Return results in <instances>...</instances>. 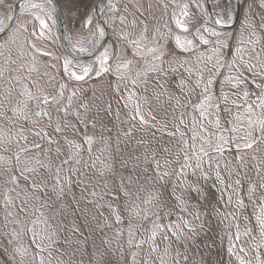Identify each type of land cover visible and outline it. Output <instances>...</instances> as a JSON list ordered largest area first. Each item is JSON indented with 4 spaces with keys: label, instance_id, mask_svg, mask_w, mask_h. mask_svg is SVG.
<instances>
[{
    "label": "rangeland",
    "instance_id": "rangeland-1",
    "mask_svg": "<svg viewBox=\"0 0 264 264\" xmlns=\"http://www.w3.org/2000/svg\"><path fill=\"white\" fill-rule=\"evenodd\" d=\"M18 1L0 0V21ZM96 1L56 0L75 52L97 45ZM209 2L217 21L233 9L232 0ZM240 2L236 27L223 31L206 21L200 0H111L102 14L107 44L86 61L64 52L50 4L34 0L21 8L0 39V264L264 262L256 219L264 204V137L254 131L258 143L245 149L239 139L244 133L228 131L237 113L233 101L242 115H249L247 104L252 119L264 115L257 100L264 95V0ZM177 36L192 45L180 48ZM150 47L158 52L148 53ZM105 52L107 71L100 64ZM161 53L163 61L153 59ZM217 60L223 65L218 70ZM249 64L256 65L252 72ZM153 65L157 71L149 70ZM201 75L204 83L212 77L211 102L219 104L210 120L218 116L220 127L203 121L208 133L217 134L211 147L204 145L212 166L204 157L200 169L185 168L180 176L187 148L182 140L191 145L193 131L207 135L193 108L202 101ZM237 75L243 82L233 87L229 77ZM224 94L227 102L220 99ZM44 97L51 99L45 104ZM220 133L227 143L219 141ZM201 143L195 141L197 151ZM218 143L220 153L213 151ZM77 151L80 163L63 165L58 184L56 168ZM165 171L169 175L161 178ZM156 225L162 228L153 241Z\"/></svg>",
    "mask_w": 264,
    "mask_h": 264
},
{
    "label": "snow or ice",
    "instance_id": "snow-or-ice-1",
    "mask_svg": "<svg viewBox=\"0 0 264 264\" xmlns=\"http://www.w3.org/2000/svg\"><path fill=\"white\" fill-rule=\"evenodd\" d=\"M31 7L32 8H38V7H40V5L32 4ZM186 7H187V5H185V8ZM184 15H187V12H185ZM220 22L221 21H217V23H220ZM41 23L44 24V21H41ZM176 24L178 26H181L184 31H187V28L184 27L183 25H181V21L179 19L176 20ZM5 27L6 26L4 25V22L0 21V32L5 31ZM102 34L103 33L101 32V35ZM201 39H203V37H201ZM133 43L138 46V42L137 41H133ZM185 43L188 46H191L193 42L191 40H187L186 42H182L181 39L178 36L176 37V44L180 48H184L185 47ZM204 43H207V41L204 40ZM80 51H85V49L81 48ZM147 51H148V53L155 54L156 52H158V47H150V48L147 49ZM239 51H240V49L238 48L237 52H239ZM253 51H255V48H253ZM258 55L259 54H257V56ZM153 59L154 60H158V61H163L164 55H163V53H161L160 55H153ZM208 59L211 60L212 57L209 56ZM241 59H243V58L241 57ZM106 62H107V52H105L103 54V56H102V58L100 60L101 70H103V71H107V69L104 68V64ZM67 64H68V62L66 61L65 62V67L66 68H67ZM127 66H128L127 64L122 65V67H125V68ZM120 67H121V65H118V69ZM213 67L218 70L220 67H223V65L220 63L219 60H217L216 64L213 65ZM228 67L231 68L232 64H229ZM255 67H256V65L249 64V65H247V70L249 72H252V70ZM149 70L157 71V68H156L155 65H153ZM161 70H162V66H161ZM82 71H83L84 75H87L88 72L90 71V68L85 67V68L82 69ZM209 71L211 72V70H209ZM261 71L264 72V65L261 66ZM73 75H75V73H73ZM76 79H83V76L77 75ZM233 80H235V83L233 84V87H237L240 83L243 82L242 75H237L236 77H229V82L230 83ZM133 83H135V81H133ZM201 83H204L202 75H201L200 79L197 82V86H199ZM212 83H213V79L210 76L209 79L207 80V82L204 83L201 103L199 105H193V108H196V109L199 110V118H200V121H201V132L207 133V135L206 136H200V135L197 134L196 131H193V134H192V137H191L193 143L191 145L188 144L187 140H182V143L184 145H186L187 148L184 149V163H182L180 165V168H179L178 175H180V176L184 175V169L185 168L192 167L194 170L195 169H200L203 166L204 157H209V152L205 149L204 145L208 144L211 147L212 146V141H211L210 137L212 135H217V134L216 133H208V130L203 127V121L209 120V122L214 123L217 128L220 127V120H219L218 116L215 117L214 121L210 120V115H211L210 110H215V109L219 108V104L218 103L213 104L211 102L212 101V94L210 92V86L212 85ZM61 87H63V86H61ZM27 94H28L29 98H31V93L29 92ZM60 95H62V92L60 93ZM248 95L249 94H248L247 91L243 92V99H244L245 102H247ZM50 99L51 98H49V97H44L42 102L46 104V103L49 102ZM220 99L223 100L224 102H227L229 98H228L227 94H224V95H222L220 97ZM257 100L259 101L258 107H260L261 109H264V95H261V96L257 97ZM232 103L236 106L237 113H236V116H235L234 120L230 121V123L233 124V127L228 129V131H230L232 133L243 132L244 135L240 136L239 139L243 142V147L245 149H251V148H253V146L256 143H258V140H259V137L253 138V132L254 131L259 130L260 136L264 137V115H262L261 117H259V118L254 120V119H252V115L254 114V109H253L252 104H247V106L243 109L244 113H247L249 115H242L241 112H240L241 105L238 104L236 101H233ZM14 111H21V110L20 109H14ZM65 111H66V109H65ZM41 114L42 113L39 112V111L36 113L37 116H40ZM137 114H139V109L138 108H137ZM43 115H48V113L44 112ZM25 118H27V117H25ZM140 119H141V122H144L143 121V116H140ZM245 121H246V126H245ZM180 123L183 124V117L182 116H181V119H180ZM56 130L60 131L59 126L57 127ZM198 139L201 140L202 143H201V145L199 147V150L197 151L196 150L195 141H197ZM218 139H219V141H224V137H223L222 133L218 134ZM224 142L227 143V141H224ZM87 143H89V144L92 143L91 138L87 139ZM35 147L39 148L40 146L39 145H35ZM74 147L77 150H79L80 145H74ZM239 147H240V145L237 144V149H239ZM90 150L91 149H89V151ZM189 151L192 152L191 156L188 154ZM213 151L218 152V153L222 152V147L219 145V143L213 148ZM73 159H74L76 164L80 163V160L78 158V151H77V153H74L72 157H69L68 159H64L63 161H61V165L56 168V177H55V179H56V182L58 184L61 182L60 181L61 167L63 165L69 164L70 161L73 160ZM193 159L195 160L194 165L191 163V161ZM238 159H239V157H238ZM165 163H167V161ZM208 164H209L210 167L212 166V158L211 157H209ZM216 167L219 168V164H217ZM160 168H161V165L157 161L156 162V169H157L158 174L160 172ZM29 171H31V169H29ZM168 175H169V173L165 171V172L162 173L161 178H163L165 176H168ZM205 178H207L206 174H205ZM217 179H220L219 172H217ZM15 180H16V178L13 177V181H15ZM221 183H223L222 180H221ZM236 183L239 184V180H237ZM37 187L38 186L35 183L32 185L33 190H36ZM193 190H195V189H193ZM229 200H231V197H229ZM9 203H11V201H9ZM146 203H150V201H146ZM237 203L243 204V201L240 200V201H237ZM136 214L139 215V212H137ZM9 215H11V213H9ZM119 219H120V217L117 216V221L118 222H119ZM256 219H257V222H258V224L260 226V229H261V236L264 237V204H262L260 206V215L257 216ZM186 226H188L190 228V225H186ZM157 228H162V226H160V225L154 226V229L152 231V237H151L153 239V241L155 240L156 229ZM169 230H171V226L169 227ZM247 231H250V230H246L245 234H247ZM35 234L36 233H34V235ZM173 234L175 235V233H173ZM164 238L167 239V236H165ZM176 238L179 239L180 237L177 236ZM237 239H239V236H237ZM38 247H39V245H38ZM137 247H139V244L137 245ZM156 250H157L156 247L153 246L152 251L155 252ZM229 251L231 252V248L229 249ZM241 251H243V249H241ZM49 255H51V253H49ZM184 259L187 260V257H184ZM40 264H44L43 259H41ZM161 264H163V260L162 259H161ZM177 264H178V262H177ZM241 264H244V262L241 261ZM262 264H264V262H262Z\"/></svg>",
    "mask_w": 264,
    "mask_h": 264
},
{
    "label": "water",
    "instance_id": "water-1",
    "mask_svg": "<svg viewBox=\"0 0 264 264\" xmlns=\"http://www.w3.org/2000/svg\"><path fill=\"white\" fill-rule=\"evenodd\" d=\"M31 1L34 0H19L16 2L10 12V15L8 16L6 22L4 23L5 31L0 32V39L5 37L6 34L9 32L11 27L14 24V21L16 19V16L18 12L21 10L22 7L28 5ZM48 4L51 5L52 10L54 11L56 21H57V26H58V32H59V38L60 42L62 44L64 52L67 54V56L71 57L72 59L75 60H81V61H86V60H91L95 56H97L106 46L109 33H108V28L103 20L102 14L106 10L107 5L111 0H98L94 3L92 7V13L95 18V21L97 23V26L100 29L99 35H98V41L96 47L91 51L86 54L78 53L75 52L72 47L68 43V39L66 36V27H65V22L62 16V13L57 5L56 0H44ZM203 4L205 5V16H206V21L214 26L217 29L223 30V31H230L233 28L236 27L239 18H240V6H241V0H232L233 1V19L230 24L226 23H217V20L215 19V16L213 14L211 5L209 3V0H201ZM102 6V7H100ZM101 32L103 33L101 35Z\"/></svg>",
    "mask_w": 264,
    "mask_h": 264
},
{
    "label": "bare ground",
    "instance_id": "bare-ground-1",
    "mask_svg": "<svg viewBox=\"0 0 264 264\" xmlns=\"http://www.w3.org/2000/svg\"><path fill=\"white\" fill-rule=\"evenodd\" d=\"M90 1L94 2L95 0H90ZM232 19H233V9H230L228 16H227V19L225 21H223L222 23L230 24L232 22ZM99 32H100V29H99ZM96 44H98V43H96Z\"/></svg>",
    "mask_w": 264,
    "mask_h": 264
}]
</instances>
